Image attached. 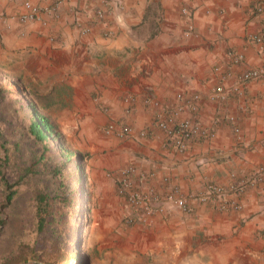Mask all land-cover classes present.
<instances>
[{
	"label": "crops",
	"instance_id": "crops-1",
	"mask_svg": "<svg viewBox=\"0 0 264 264\" xmlns=\"http://www.w3.org/2000/svg\"><path fill=\"white\" fill-rule=\"evenodd\" d=\"M30 1L45 9L59 3L58 16L45 13L23 24L22 0H0V65L49 104L45 113L74 150L89 155L90 176L112 216L87 239L89 264H264V183L233 195L242 202L239 211L194 200L192 214L169 206L147 227L124 225L128 209L108 176L133 165L156 174L149 185L162 187L170 176L188 194L205 183L228 186L232 174L237 182L247 179L264 165V81L249 83L244 97L212 98L217 86L232 87L243 72L264 66V44L251 40L264 38V12L258 11L264 0ZM85 28L91 31L82 34ZM231 52L244 64L234 65ZM227 73L233 76L224 80ZM128 95L137 98L132 108ZM196 95L193 110L185 103ZM147 99L167 110L182 106V119L195 116L215 136L174 150ZM112 122L133 135H105Z\"/></svg>",
	"mask_w": 264,
	"mask_h": 264
},
{
	"label": "rangeland",
	"instance_id": "rangeland-1",
	"mask_svg": "<svg viewBox=\"0 0 264 264\" xmlns=\"http://www.w3.org/2000/svg\"><path fill=\"white\" fill-rule=\"evenodd\" d=\"M10 70L0 65V87L15 92L0 101V143L7 144L12 157V165L4 168L8 187L0 191V264H89L87 239L96 224L112 218L87 168L89 155L75 151L68 138V153L58 143L44 152L27 131L19 105L21 85ZM75 153L88 157L79 165ZM59 170L62 175H55ZM9 192L15 193L11 202L5 197ZM39 193L51 208L43 228Z\"/></svg>",
	"mask_w": 264,
	"mask_h": 264
},
{
	"label": "built area",
	"instance_id": "built-area-1",
	"mask_svg": "<svg viewBox=\"0 0 264 264\" xmlns=\"http://www.w3.org/2000/svg\"><path fill=\"white\" fill-rule=\"evenodd\" d=\"M96 2L97 0H90ZM26 12L20 16L21 23L28 21L41 20L43 14L48 13L58 16L59 3H54L48 8L34 6L30 0H22ZM260 13L264 12L263 8H259ZM184 14H189V10L183 9ZM105 14L103 11L98 12V18L103 20ZM82 34H88L91 28H85ZM194 33L193 25H189L188 34ZM251 40L264 44V38L261 36H251ZM231 60L234 65H243L244 57L237 52L230 53ZM233 76L227 73L223 76L224 80ZM257 80L264 81V66L259 68H251L236 77V84L232 87L219 85L214 89L212 98L217 101L224 102L232 94L245 96L249 83ZM200 97L198 95L190 98L185 104L195 110L194 102ZM98 101V99H97ZM124 101L132 108L137 102L134 95H128ZM147 105H151L155 110L156 127L161 130L170 147L178 152H185L191 145V142L196 138L210 140L215 136L213 130L205 128L195 116L182 119L180 114L183 110L182 106L167 110L161 102L155 99H147ZM103 111L107 114L111 112L110 108L103 107ZM230 121L235 124V118H230ZM107 136L117 138H127L133 135L132 128H119L115 123H109L103 129ZM235 132L240 134L241 130L235 127ZM142 137H147L148 132L143 131ZM108 176L114 179L117 187V196L124 202L128 212L123 216L122 222L124 225H142L151 226L153 218L156 215H166L169 211V206L178 208L184 214H192L193 207L191 202L198 200L202 203L210 204L219 211H239L243 205L240 200L234 199L233 195H242L250 184L264 183V165L259 166L253 174L247 179L239 182L236 181V174H232L234 182L228 186L215 183H205L198 192L186 194L182 188L173 183L170 176L162 178V187L149 185L148 182L156 177V174L151 172H141L135 166L129 165L117 171H111ZM264 238V231L262 232Z\"/></svg>",
	"mask_w": 264,
	"mask_h": 264
},
{
	"label": "trees",
	"instance_id": "trees-1",
	"mask_svg": "<svg viewBox=\"0 0 264 264\" xmlns=\"http://www.w3.org/2000/svg\"><path fill=\"white\" fill-rule=\"evenodd\" d=\"M20 85L21 86H19V105L25 115V123L27 126L28 133L39 145L43 147L45 153L50 149L53 143H58L59 146L63 150H66L68 153V149L65 148L67 137L61 131L59 124L45 113V109H47L49 104L44 103L46 101L43 98L37 95H33V92H30L24 85ZM14 94L15 92L13 90L5 87H0V101H3V99L7 97H12ZM6 146L7 144H5L4 142L0 143V151L3 154L2 156H0V191L3 187H8L9 184L4 174V168H8L12 165V157L10 155V150H8L9 148ZM74 155L76 157V162H78L79 165H81L80 163L85 161L88 157V155L85 154L75 153ZM81 169L83 168L81 167ZM54 174L62 175V172L61 170H59L57 172H54ZM14 195V192L6 193V200L8 202H11L13 200ZM46 199V196L43 194L39 193L37 195V200L39 202L37 213L39 217V225L41 228L45 227L47 218L51 213V208L43 205L44 202H46Z\"/></svg>",
	"mask_w": 264,
	"mask_h": 264
}]
</instances>
